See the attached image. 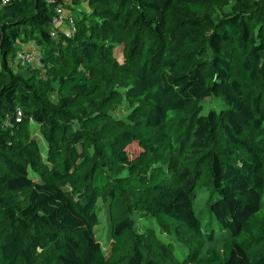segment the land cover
Listing matches in <instances>:
<instances>
[{
  "label": "trees",
  "instance_id": "trees-1",
  "mask_svg": "<svg viewBox=\"0 0 264 264\" xmlns=\"http://www.w3.org/2000/svg\"><path fill=\"white\" fill-rule=\"evenodd\" d=\"M178 262L264 264V0H0V264Z\"/></svg>",
  "mask_w": 264,
  "mask_h": 264
},
{
  "label": "rangeland",
  "instance_id": "rangeland-1",
  "mask_svg": "<svg viewBox=\"0 0 264 264\" xmlns=\"http://www.w3.org/2000/svg\"><path fill=\"white\" fill-rule=\"evenodd\" d=\"M78 8L88 10L86 4L78 6ZM32 67H42V66L38 65L34 62L22 61L19 58H17L15 61V69L17 71H24V70L27 71L26 69H31ZM53 98H55V96H53ZM203 107H204V112H205L211 107L226 108L227 105H226V103H224L219 98L209 97L203 101ZM128 111L129 110L126 107H123V108H120L116 112V114H117V116H125L128 113ZM35 137H37V140H39L40 142H44V139L40 133H36ZM128 150H129L130 156L134 158V157H137L138 155H140L142 148L138 144L133 143L132 145H130L128 147ZM207 196H208V191H203L200 193L199 199H198V204L200 206H203L205 204ZM99 204H101V208H100L101 211L99 212L100 223L96 228V232H97V236L99 237V239L102 242L103 248H104L107 256H109L110 252H111V248H112V239H111L110 233H109L110 232V225L112 223V215L108 212L106 206L102 203V201ZM120 213H118L117 216H120ZM155 223L157 226H159L158 221L154 222V224ZM145 230L146 229H144V225H142V227L138 231L142 233ZM209 244H214V242L207 243L206 245H209ZM177 264H185V263L184 262L183 263L178 262ZM186 264H195V263L188 262Z\"/></svg>",
  "mask_w": 264,
  "mask_h": 264
},
{
  "label": "built area",
  "instance_id": "built-area-1",
  "mask_svg": "<svg viewBox=\"0 0 264 264\" xmlns=\"http://www.w3.org/2000/svg\"><path fill=\"white\" fill-rule=\"evenodd\" d=\"M57 14L58 16L55 19V23L57 26L62 27L64 29V32L67 36H71L72 33L75 31V26H74V21L73 19L70 17H67L66 15H64V13L62 12L61 9H57ZM67 21L69 22V24L67 23ZM64 26V27H63ZM39 50L37 48H33L32 50H28V51H21L18 55V57L22 60V61H26V62H34L38 65L40 64V55H39ZM22 116H23V110L20 106H17L16 108V114H15V122H20L22 120ZM13 123L12 122H8V125L11 126Z\"/></svg>",
  "mask_w": 264,
  "mask_h": 264
}]
</instances>
